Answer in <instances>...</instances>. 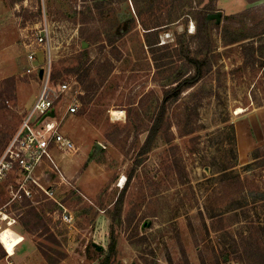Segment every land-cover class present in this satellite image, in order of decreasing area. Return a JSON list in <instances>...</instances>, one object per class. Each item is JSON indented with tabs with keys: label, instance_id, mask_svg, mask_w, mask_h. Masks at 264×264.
I'll return each mask as SVG.
<instances>
[{
	"label": "rangeland",
	"instance_id": "374dc122",
	"mask_svg": "<svg viewBox=\"0 0 264 264\" xmlns=\"http://www.w3.org/2000/svg\"><path fill=\"white\" fill-rule=\"evenodd\" d=\"M44 30L52 84L80 104L60 124L75 150L38 186L2 171L0 227L24 241L0 264H264V0H0V157Z\"/></svg>",
	"mask_w": 264,
	"mask_h": 264
},
{
	"label": "built area",
	"instance_id": "2783aa9c",
	"mask_svg": "<svg viewBox=\"0 0 264 264\" xmlns=\"http://www.w3.org/2000/svg\"><path fill=\"white\" fill-rule=\"evenodd\" d=\"M37 42L38 45L45 44V60L43 63L36 64V50H31L26 72L36 75L39 82L38 93L0 157V176L2 171H5L3 172L5 174L16 172L25 176L27 180L30 179L36 186L38 184L31 176L42 162L48 161L53 167L51 170L61 174L51 155L53 149L62 153H71L75 150L72 140L60 131V124L64 117L75 114L80 105L76 97L71 94L72 89L68 83L63 81L56 86L52 84L51 55L46 46L45 30L39 34ZM40 70L42 75L39 78ZM39 188L41 189L40 186ZM21 190L26 196L31 193L24 187H21ZM59 218L65 223L71 222V216L67 211H63Z\"/></svg>",
	"mask_w": 264,
	"mask_h": 264
},
{
	"label": "bare ground",
	"instance_id": "6f19581e",
	"mask_svg": "<svg viewBox=\"0 0 264 264\" xmlns=\"http://www.w3.org/2000/svg\"><path fill=\"white\" fill-rule=\"evenodd\" d=\"M191 32L193 31V26L191 27ZM243 111L242 108H238L236 110V114H239ZM112 116L118 117L119 114H122V112H118V111H112ZM125 181V180H124ZM124 181L121 180L120 184L118 185V187L124 185ZM7 216L4 214L2 217V220H6ZM12 222H9V226L6 228H1L0 227V244L2 245V247L4 248V250L6 251V253L9 256H13L15 254V249L16 247L24 241V238L22 235H20L16 230L12 229ZM11 225V226H10Z\"/></svg>",
	"mask_w": 264,
	"mask_h": 264
},
{
	"label": "trees",
	"instance_id": "16d2710c",
	"mask_svg": "<svg viewBox=\"0 0 264 264\" xmlns=\"http://www.w3.org/2000/svg\"><path fill=\"white\" fill-rule=\"evenodd\" d=\"M205 16H206V14H203V13H201L199 16H198V22H197V27H198V31H197V36L198 37H200V34H202V33H205V31L207 30V23L205 22ZM194 62H195V64H196V70H197V76L200 74V71H201V69H200V64H201V62H198V61H195V60H193ZM196 79V77H193V78H190V79H186V80H184L183 82H181L179 85H178V87H176L175 89H173L172 91H168V92H166V95H165V97H167V96H169V95H172L173 93H176L178 90H179V88L182 86V85H184V84H187V85H189V84H191L192 82H193V80H195ZM160 115V114H159ZM159 125H157V126H155V127H153V129H151V131H150V133H149V135H148V137H147V140H146V142L148 143L150 140H151V138L152 137H154V135L158 132V130H159ZM259 252H261V250H258ZM44 256V255H43ZM45 257V256H44ZM1 258V257H0Z\"/></svg>",
	"mask_w": 264,
	"mask_h": 264
},
{
	"label": "water",
	"instance_id": "95a60500",
	"mask_svg": "<svg viewBox=\"0 0 264 264\" xmlns=\"http://www.w3.org/2000/svg\"><path fill=\"white\" fill-rule=\"evenodd\" d=\"M213 20L216 24H219L220 20H221V11H217L215 13H209L205 16V22L207 23L208 21ZM42 75V71H39V78ZM93 246L97 249L100 250L101 246L93 244Z\"/></svg>",
	"mask_w": 264,
	"mask_h": 264
},
{
	"label": "crops",
	"instance_id": "0c3cea01",
	"mask_svg": "<svg viewBox=\"0 0 264 264\" xmlns=\"http://www.w3.org/2000/svg\"><path fill=\"white\" fill-rule=\"evenodd\" d=\"M36 53H37V51H36ZM250 124H251V128L254 130V126L252 125V123H251V121H248ZM241 127V126H240ZM14 256V255H13Z\"/></svg>",
	"mask_w": 264,
	"mask_h": 264
}]
</instances>
